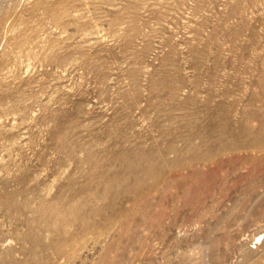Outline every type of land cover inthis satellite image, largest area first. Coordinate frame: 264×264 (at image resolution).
<instances>
[{
  "label": "rangeland",
  "instance_id": "1",
  "mask_svg": "<svg viewBox=\"0 0 264 264\" xmlns=\"http://www.w3.org/2000/svg\"><path fill=\"white\" fill-rule=\"evenodd\" d=\"M0 264H264V0H0Z\"/></svg>",
  "mask_w": 264,
  "mask_h": 264
}]
</instances>
